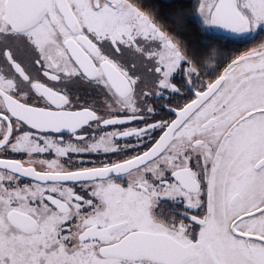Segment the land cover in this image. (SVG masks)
Listing matches in <instances>:
<instances>
[{"label":"snow or ice","instance_id":"6c2138e0","mask_svg":"<svg viewBox=\"0 0 264 264\" xmlns=\"http://www.w3.org/2000/svg\"><path fill=\"white\" fill-rule=\"evenodd\" d=\"M83 6L0 21V264H264V0Z\"/></svg>","mask_w":264,"mask_h":264},{"label":"flooded vegetation","instance_id":"af4514ba","mask_svg":"<svg viewBox=\"0 0 264 264\" xmlns=\"http://www.w3.org/2000/svg\"><path fill=\"white\" fill-rule=\"evenodd\" d=\"M81 2L84 6L81 7L80 13L86 22L104 28L110 26L114 21L115 17L109 13L93 12L87 7V0H81ZM34 3L35 0H0V21L11 23L13 28L19 30H25L30 25H35L31 28L32 33L38 36L41 42L46 43L50 39V26L47 21L36 24L40 12L33 7ZM55 19L59 22L58 16H55ZM73 19H76V17H73ZM233 46L239 47L242 44Z\"/></svg>","mask_w":264,"mask_h":264}]
</instances>
